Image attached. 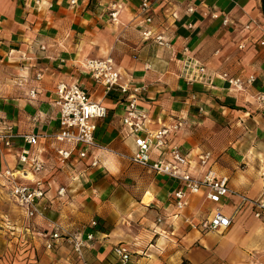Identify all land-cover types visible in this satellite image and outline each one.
Wrapping results in <instances>:
<instances>
[{
    "label": "crops",
    "instance_id": "1",
    "mask_svg": "<svg viewBox=\"0 0 264 264\" xmlns=\"http://www.w3.org/2000/svg\"><path fill=\"white\" fill-rule=\"evenodd\" d=\"M72 1L40 0L35 6L33 0H0V131L38 134L37 143L27 148L30 158L43 166L32 172L17 164L21 138L11 139L8 146L0 143L1 198L9 200L1 175L6 168L25 169L29 177L40 179L48 205L45 218L25 219L9 201L26 223L39 225L37 230L49 231L54 221L92 231L94 238L84 250L88 264H121L112 251L117 244L130 251L124 264L264 261L259 252L264 249V223L250 208L234 214L235 197L227 196L219 205L232 216L231 225L222 231L202 230L199 224L215 207L203 193L190 195L174 216L169 193L177 182L108 151L132 148L121 125L124 96L105 92L82 64L85 58L111 57L124 79L144 88L138 107L146 111L151 128L184 122L171 140L188 154L191 173L201 172L197 156L208 151V166L226 175L231 189L256 197L264 186V105L253 97L264 91V0H149L150 24L140 12L141 0ZM113 10L115 21L109 16ZM223 17L228 24H222ZM147 26L170 46L143 40L140 31ZM184 47L194 62L205 66L202 80L188 83L183 76ZM221 73L253 74L255 82L234 91L219 78ZM59 82H77L91 100L107 108L94 131L95 143L107 151L91 150L82 159L74 152L64 164L59 162L57 150L71 147L54 139L59 130L54 104ZM92 154L98 157L96 166L90 165ZM61 186L66 194L59 197L56 190ZM92 219L97 223L93 228L88 224ZM41 243L43 247L33 243L37 259L31 264H81L65 240L51 241L50 248L46 238Z\"/></svg>",
    "mask_w": 264,
    "mask_h": 264
},
{
    "label": "built area",
    "instance_id": "2",
    "mask_svg": "<svg viewBox=\"0 0 264 264\" xmlns=\"http://www.w3.org/2000/svg\"><path fill=\"white\" fill-rule=\"evenodd\" d=\"M33 3L37 6L40 0H33ZM139 9L145 15L144 22L150 24L151 4L149 0H141ZM187 11H192V9L188 8ZM109 16L112 21H115L116 11H111ZM212 17L216 18L217 15L213 14ZM221 22L226 25L229 20L223 17ZM188 27H190L189 24ZM248 27L249 25H245V28ZM140 35L143 40H151L158 46H170L168 39L162 34H155L149 26L144 27L140 31ZM41 49L44 47L41 46ZM186 52L187 48L184 47L183 76L188 83L202 80L203 77L207 76L205 66L194 62ZM82 64L92 80L101 84L105 92L116 91L124 96L125 106L121 116V125L122 129L125 130L126 138H130L132 141V148L129 152H118L108 150L104 146H98L94 138L96 120L106 117L107 108L102 103L91 100L88 92L77 82H59L55 86L56 98L54 100V104L58 108L59 130L54 134V139L71 144L69 148L57 150L58 160L61 164L69 160L74 152L77 158L82 159L92 152L91 150H108L131 164L166 176L179 184L169 193L170 201L175 210L174 216L179 215L186 207L190 195L203 193L205 198L215 205L210 217L199 224V227L205 231H222L231 225L232 216L222 212L219 206L227 196L235 197L238 201L234 208V214L246 207L250 208L254 218L264 220V186L256 197H249L231 189L228 185V177L208 166L211 157V153L208 151L197 156V163L202 168L201 172L199 174L191 173L187 167L190 163L188 154L184 153L180 146L171 140V135H174L184 122L177 120L168 125L151 128L146 111L138 107L139 96L144 88L124 79L111 57L85 58ZM40 77V73L35 74L36 79ZM219 78L223 80L227 88L238 92L251 87L255 82L253 74L230 76L227 73H221ZM29 94L33 96L35 94L34 89H31ZM253 97L258 104L264 105V91H257ZM15 137L21 138L24 143V146L20 148L17 164H25L26 168L32 172L41 171L43 169L42 163L30 158L31 154L27 148V146L37 143L39 135L13 134L8 130L0 131V143L5 146H8L10 140ZM98 162L97 155L92 154L90 165L96 166ZM1 175L6 180L9 200L21 210L25 219L36 216L45 218L44 212L48 205L40 179L29 177L28 171L21 168H6ZM56 193L57 196L61 197L66 194V188L64 186L58 187ZM183 220L194 227L188 217ZM88 224L93 228L97 223L96 220L92 219ZM49 227L50 230L45 234L47 248L51 247V241L65 240L71 246L76 259L81 264H88L84 250L94 238L92 231L85 232L84 226H77L73 230L68 229L54 221L49 222ZM112 251L121 264L129 260L130 251L124 245L117 244L113 246ZM254 264H264V261L259 260Z\"/></svg>",
    "mask_w": 264,
    "mask_h": 264
},
{
    "label": "rangeland",
    "instance_id": "3",
    "mask_svg": "<svg viewBox=\"0 0 264 264\" xmlns=\"http://www.w3.org/2000/svg\"><path fill=\"white\" fill-rule=\"evenodd\" d=\"M258 221L264 223V220ZM38 226L34 220L26 223L17 208L0 195V259L6 261L3 264H11L14 261H16L15 264H31L29 262L31 259H37V247L33 243L38 242L43 247L41 241L44 242L48 231L45 227L37 230ZM25 227H29L30 230H25ZM261 241L264 243V238ZM253 250V252L259 251L258 247ZM259 252L264 256V249Z\"/></svg>",
    "mask_w": 264,
    "mask_h": 264
}]
</instances>
